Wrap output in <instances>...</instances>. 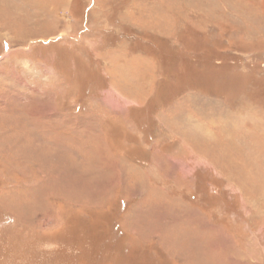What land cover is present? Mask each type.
Listing matches in <instances>:
<instances>
[{
  "label": "rangeland",
  "instance_id": "rangeland-1",
  "mask_svg": "<svg viewBox=\"0 0 264 264\" xmlns=\"http://www.w3.org/2000/svg\"><path fill=\"white\" fill-rule=\"evenodd\" d=\"M0 264H264V0H0Z\"/></svg>",
  "mask_w": 264,
  "mask_h": 264
},
{
  "label": "crops",
  "instance_id": "crops-1",
  "mask_svg": "<svg viewBox=\"0 0 264 264\" xmlns=\"http://www.w3.org/2000/svg\"><path fill=\"white\" fill-rule=\"evenodd\" d=\"M112 52H115V54H116V52H117V50H115L114 51V49H112ZM119 55V54H118ZM118 55L116 54V56H114V54H113V56H111V60L109 61V63H111V66L113 67V68H116L117 69V67H116V65L115 64H118V70H122L121 72L124 74V72H126V77L128 78L125 82H123V81H121V80H119L120 81V83L119 84H121L122 86H125V88H128V91H127V94L125 95V94H123L124 95V100H123V102H126V104L128 105V106H130V105H132V104H136V103H139L140 101H141V99H142V96H143V89H142V87H147V86H153L155 83H154V78H155V73L154 72H152L151 71V73H150V75H149V77L148 78H144V79H142V77L143 76H141V74H140V70L134 65V66H132L131 65V62H135V58L136 57H133V56H131L130 58L129 57H123L122 55L120 56V57H118ZM153 58H155L156 59V57L155 56H153ZM141 68H145V69H149V68H151L150 67V61H147V63H143V64H141ZM118 73L120 74V72H117V71H115V75L118 77ZM131 75V78H130V75ZM136 75L138 76V77H136ZM132 77H134V78H132ZM118 80V79H117ZM115 84H117V82L115 83ZM119 84H117V85H119ZM122 91V90H121ZM123 92V91H122ZM134 95V97L132 98L130 95ZM189 95H190V93L189 94H187L186 96L185 95H183V96H185V97H187V98H189L190 99V97H189ZM205 96H206V93H205ZM127 99H128V101H127ZM190 101L192 102V105H193V107H192V111H193V114H194V112L196 113L197 112V109H195L196 107H195V104H196V102H194V100H192V99H190ZM199 101H202V100H199ZM199 101H197V105H200L201 103L199 102ZM129 102V103H128ZM206 102V101H205ZM131 103V104H130ZM130 104V105H129ZM132 106H134V105H132ZM131 107V106H130ZM130 107H129V109H130ZM171 110V109H170ZM180 112H178V114H179ZM182 112H181V116H182ZM184 116V115H183ZM192 117V116H191ZM178 118V117H177ZM193 118H194V116H193ZM186 119H187V121L189 122V120L191 119V118H189L188 116H186ZM189 119V120H188ZM173 120H176V118H174V119H171L170 120V127H172V121ZM191 121V120H190ZM188 125V124H187ZM142 128L144 129V130H147L146 129V127L145 126H143L142 125ZM171 130H172V128H171ZM154 132L155 133H157L156 132V130H155V127L154 126H152L151 124L149 125V127H148V131L146 132V134L145 135H147V134H151V133H153L152 135H151V137H153V139L152 140H154ZM152 162H154V161H152ZM151 165H153L151 162H149L148 163V166H151Z\"/></svg>",
  "mask_w": 264,
  "mask_h": 264
}]
</instances>
